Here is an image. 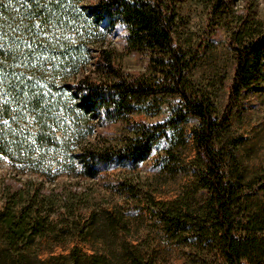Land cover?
Masks as SVG:
<instances>
[{
  "label": "trees",
  "instance_id": "trees-1",
  "mask_svg": "<svg viewBox=\"0 0 264 264\" xmlns=\"http://www.w3.org/2000/svg\"><path fill=\"white\" fill-rule=\"evenodd\" d=\"M180 1L0 0V155L10 161V170L0 174V264H153L125 240L109 249L105 237L90 254L72 247L66 255L38 259L30 248L34 238L73 234L84 241L99 229H122L121 214L90 206L87 197L62 185L50 186L53 178L44 179L50 165L40 160L63 144L74 153L66 164L74 177H93L111 165L135 168L155 152L170 153V135L191 120L197 154L191 168L201 203L180 207L151 200L148 210L176 241L214 250L222 264H264V246L245 224V197L264 190V180L236 184L222 144L245 97L264 92V23L249 13L236 18L226 0L205 1L215 22L223 25L230 17L234 23L228 34L232 75L218 111L193 84L196 50L184 49L174 37ZM117 34L125 52L145 58L142 71L122 70L121 52L108 44ZM49 70H73L61 91L40 84ZM165 98L173 101L161 120L135 118ZM106 121L125 131L115 142H73ZM21 153L39 179L22 178Z\"/></svg>",
  "mask_w": 264,
  "mask_h": 264
},
{
  "label": "rangeland",
  "instance_id": "rangeland-1",
  "mask_svg": "<svg viewBox=\"0 0 264 264\" xmlns=\"http://www.w3.org/2000/svg\"><path fill=\"white\" fill-rule=\"evenodd\" d=\"M205 1L179 2L178 24L174 37L184 49L190 52L196 50L197 58L192 69L193 84L209 94L217 110L221 111L226 102L227 87L232 75L233 61L228 34L234 23L230 17L224 20L223 25L215 22L204 5ZM226 1L231 3L236 18L239 14L249 13L264 23V0ZM109 37L108 44L121 52L122 70L128 73L142 71L145 58L139 53L125 52L122 35ZM88 71L83 70V73ZM72 72L73 70H49L47 75L41 76L40 84H53L52 86L61 91L64 77L68 79ZM52 76L57 77L49 80ZM245 98L243 106L233 114L222 144L224 152L229 156L227 165L231 178L236 184L250 187L264 180V92L249 94ZM172 101L170 98L162 99L158 106L150 107L149 112L136 115L135 118L147 122L159 121L168 114ZM70 123L77 124L73 121ZM194 125L193 120L184 122L179 131L170 135V153L164 150L155 152L135 168L111 165L106 170L97 169L93 177H74V174L67 173V160L69 156L73 160L75 157L63 144L47 149L40 161L50 165L49 173L43 171L47 174L45 180L47 176L53 178L50 186L53 183L62 185L65 189L83 194V197L89 199L90 206L107 209L117 216L121 214L122 229L118 228L113 233L99 229L102 234L99 232L94 239L90 236L84 241L73 234H68L60 240L51 236L37 237L30 246L32 252L40 260L66 255L72 247L90 254L101 246L105 237V245L109 249L113 250L119 241L125 240L144 258L151 259L153 264H222L221 257L214 250H198L176 241L147 208L151 200L173 203L180 207H196L201 203V191L191 168L192 164L197 162L191 131ZM124 132L120 123L106 121L98 124L92 133H80L82 137L78 134V138H73V142H84L90 138L99 144L107 145L115 142ZM19 151L24 154L28 152L24 144H21ZM24 154L20 155L17 163L20 168H24L20 173L22 178L31 176L39 179L41 176L38 173L27 169ZM34 168L42 170L43 167L37 164ZM6 170H10V161L0 155V174ZM75 170L81 169L77 165ZM245 204L247 231L254 232L264 246V190L247 195ZM99 238L103 240L100 241Z\"/></svg>",
  "mask_w": 264,
  "mask_h": 264
}]
</instances>
